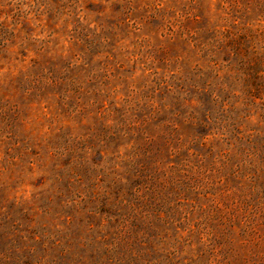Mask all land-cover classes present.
Instances as JSON below:
<instances>
[{
	"label": "rangeland",
	"instance_id": "rangeland-1",
	"mask_svg": "<svg viewBox=\"0 0 264 264\" xmlns=\"http://www.w3.org/2000/svg\"><path fill=\"white\" fill-rule=\"evenodd\" d=\"M0 264H264V0H0Z\"/></svg>",
	"mask_w": 264,
	"mask_h": 264
},
{
	"label": "trees",
	"instance_id": "trees-1",
	"mask_svg": "<svg viewBox=\"0 0 264 264\" xmlns=\"http://www.w3.org/2000/svg\"><path fill=\"white\" fill-rule=\"evenodd\" d=\"M256 73V72H255ZM257 77V76H256Z\"/></svg>",
	"mask_w": 264,
	"mask_h": 264
}]
</instances>
